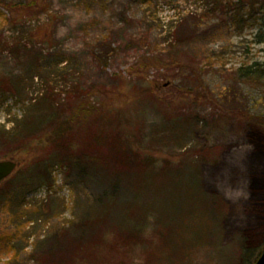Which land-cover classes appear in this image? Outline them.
I'll use <instances>...</instances> for the list:
<instances>
[{"label":"rangeland","instance_id":"1","mask_svg":"<svg viewBox=\"0 0 264 264\" xmlns=\"http://www.w3.org/2000/svg\"><path fill=\"white\" fill-rule=\"evenodd\" d=\"M0 14V38L22 40L0 53V161L15 164L0 264L256 261L264 0H0Z\"/></svg>","mask_w":264,"mask_h":264},{"label":"water","instance_id":"2","mask_svg":"<svg viewBox=\"0 0 264 264\" xmlns=\"http://www.w3.org/2000/svg\"><path fill=\"white\" fill-rule=\"evenodd\" d=\"M15 169V164L12 161H0V183L10 176ZM254 264H264V248Z\"/></svg>","mask_w":264,"mask_h":264},{"label":"trees","instance_id":"3","mask_svg":"<svg viewBox=\"0 0 264 264\" xmlns=\"http://www.w3.org/2000/svg\"><path fill=\"white\" fill-rule=\"evenodd\" d=\"M1 15V14H0ZM16 39H12V40H8V39H5V38H0V53H2L3 51L5 50H8V51H13V50H16L22 43V40L19 44V42H15ZM18 40V39H17ZM14 44V45H13ZM248 72L250 73V71L248 70ZM2 83L0 82V88ZM10 240V239H9ZM78 240V239H77ZM6 243H9V242H6ZM261 252H259L258 256L260 255ZM39 263V261H38ZM254 264V263H253Z\"/></svg>","mask_w":264,"mask_h":264}]
</instances>
